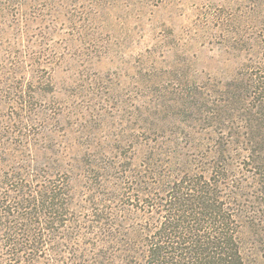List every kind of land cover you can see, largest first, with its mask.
Masks as SVG:
<instances>
[{
    "label": "rangeland",
    "instance_id": "rangeland-1",
    "mask_svg": "<svg viewBox=\"0 0 264 264\" xmlns=\"http://www.w3.org/2000/svg\"><path fill=\"white\" fill-rule=\"evenodd\" d=\"M260 146L264 0H0V168L68 181L74 218L140 228L135 190L213 175L264 264Z\"/></svg>",
    "mask_w": 264,
    "mask_h": 264
},
{
    "label": "trees",
    "instance_id": "trees-1",
    "mask_svg": "<svg viewBox=\"0 0 264 264\" xmlns=\"http://www.w3.org/2000/svg\"><path fill=\"white\" fill-rule=\"evenodd\" d=\"M254 153L264 163V147ZM156 177L170 181L135 190L145 207L130 211L147 221L127 231L104 211L74 218L68 181L0 168V264H246L235 224L241 206L223 200L213 175Z\"/></svg>",
    "mask_w": 264,
    "mask_h": 264
}]
</instances>
